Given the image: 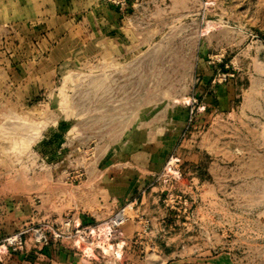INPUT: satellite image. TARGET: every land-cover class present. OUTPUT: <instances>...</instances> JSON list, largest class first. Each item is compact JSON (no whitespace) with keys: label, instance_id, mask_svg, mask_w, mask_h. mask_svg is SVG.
Instances as JSON below:
<instances>
[{"label":"rangeland","instance_id":"rangeland-1","mask_svg":"<svg viewBox=\"0 0 264 264\" xmlns=\"http://www.w3.org/2000/svg\"><path fill=\"white\" fill-rule=\"evenodd\" d=\"M19 1L0 0V264H264V0H132L129 44L59 62L6 22Z\"/></svg>","mask_w":264,"mask_h":264},{"label":"crops","instance_id":"crops-1","mask_svg":"<svg viewBox=\"0 0 264 264\" xmlns=\"http://www.w3.org/2000/svg\"><path fill=\"white\" fill-rule=\"evenodd\" d=\"M19 7L5 12L6 22L20 19L37 28L38 43L51 46L49 57L54 62L69 59L75 53H101L120 49L128 43L131 27L126 13L133 6L127 0L125 9L108 0H20ZM12 4V3H11Z\"/></svg>","mask_w":264,"mask_h":264},{"label":"built area","instance_id":"built-area-1","mask_svg":"<svg viewBox=\"0 0 264 264\" xmlns=\"http://www.w3.org/2000/svg\"><path fill=\"white\" fill-rule=\"evenodd\" d=\"M113 5L118 6L119 8H123L126 5L127 0H108ZM126 220V214L124 209H118L114 212L105 222V226L107 229H117L121 224H123Z\"/></svg>","mask_w":264,"mask_h":264},{"label":"bare ground","instance_id":"bare-ground-1","mask_svg":"<svg viewBox=\"0 0 264 264\" xmlns=\"http://www.w3.org/2000/svg\"><path fill=\"white\" fill-rule=\"evenodd\" d=\"M105 237H107V236L105 235Z\"/></svg>","mask_w":264,"mask_h":264}]
</instances>
